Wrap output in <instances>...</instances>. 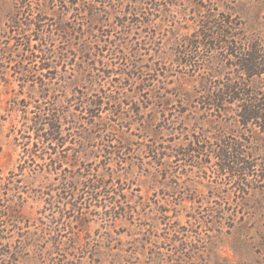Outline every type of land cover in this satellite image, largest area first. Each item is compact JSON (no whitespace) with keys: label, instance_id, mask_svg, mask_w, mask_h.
<instances>
[{"label":"trees","instance_id":"1","mask_svg":"<svg viewBox=\"0 0 264 264\" xmlns=\"http://www.w3.org/2000/svg\"><path fill=\"white\" fill-rule=\"evenodd\" d=\"M50 1L55 2L40 0L36 16L29 0H18L6 14L9 36L26 43L23 54L29 62L23 67L25 75L41 71L44 77L59 81L57 87H50L42 80L40 98L29 95L35 100L34 109L26 98L11 100L10 110L23 112L24 128L16 138L23 149L18 171L6 177L8 185L26 173L48 181L55 174L58 180L49 183V192L40 190L37 200L45 204L36 220L23 195L0 210V235L5 232L3 217L11 221L14 232L22 230L21 222L28 228L37 227V220L45 225L41 235L40 230H28L22 246L10 249L7 255L13 264L23 254L38 251L47 235L54 245L51 253L58 252L67 234L76 239L88 234L96 217L106 222L103 227L110 221L129 222L127 232L116 234L125 233L131 238L130 245L122 247L123 242L110 235L109 250H117L114 257L123 254L125 264H138L135 260L143 248L153 244V229L159 222L175 228L178 238L184 231L180 226L183 218L187 224L199 221L194 213L196 198H187V191L209 197L212 203L217 201L212 199L222 197L218 184L227 181L235 184L236 203L224 208L225 216L212 221L210 227L229 233L244 218L242 202L264 186V173L257 169L264 165V158L258 162L252 147L256 138L264 136V34L250 33L240 17L222 11L211 1L198 0V9L189 16L183 0H65L69 2L67 11H74V20L61 18L56 29L67 40L62 38V44L57 45L54 30H45L43 25ZM176 7L178 16L172 13ZM81 13L91 25L79 21ZM111 15L117 23L108 24ZM100 28H120L117 39L132 43L129 47L116 43L110 34V40L93 46L87 40L98 37ZM140 28L145 29L148 39L134 31ZM33 36L37 44H32ZM74 38L81 41L79 46L73 43ZM72 52L74 58L70 57ZM78 54L82 62L76 60ZM108 54L121 64L106 60ZM77 73L83 79L70 88L67 79ZM117 80L121 86L109 88ZM125 81L135 86L131 95ZM121 96L130 97V120L121 118ZM111 114L127 125L123 122L117 130L111 124V120L116 121L108 116ZM133 118H139L140 133L132 130ZM105 138V146L92 144L93 150L88 149V142L101 144ZM94 161L99 162L95 168L101 165L107 172L97 168L93 173ZM123 163H127L131 177L143 175L164 186L162 198L166 202L151 199L156 209L151 200L135 196L140 189L133 187L134 180L116 178L115 169L109 166ZM196 174L205 182L195 180ZM200 185L212 195L201 193ZM169 197L176 200L167 201ZM76 249L84 251V245L76 241ZM97 251L91 254L95 256Z\"/></svg>","mask_w":264,"mask_h":264},{"label":"rangeland","instance_id":"2","mask_svg":"<svg viewBox=\"0 0 264 264\" xmlns=\"http://www.w3.org/2000/svg\"><path fill=\"white\" fill-rule=\"evenodd\" d=\"M29 1H31L34 6L33 14L36 16L37 12H39L40 0ZM209 1L218 4L222 11L232 12L234 15L240 17V19L246 24L250 33L264 34V0H204L207 4ZM16 2H18V0H0V178H4L3 180L0 179V210H3L8 204L14 203V201L18 202V195H23L28 200V212L31 213L33 220H36L41 216L39 210L42 209L45 204L44 201L37 200V196L41 194L42 191L49 192V183L58 182V180L55 179V174L49 176L48 173H45L51 179V181H48L45 178L35 179L32 177L34 175L26 173L24 176L19 175L18 178L20 179H17L19 181L8 185L9 181L6 177L10 175L11 171H18V165L23 149L16 143V138L20 136V129L24 128L22 126L24 121L23 112L10 110L13 104L11 100L16 96H19L20 99L26 98L32 102L30 103V107L31 109H34L33 104L35 103V100H30L29 95L32 94V96L40 98L42 91L40 84H42V80L49 82L48 85L50 87H57L59 81L57 79L50 80L49 78L44 77L41 74V71L33 73L34 76L29 77L25 75L23 67L28 65L29 62L23 54V48L26 46V43L20 38L14 39L10 37V34L7 33L8 15L6 16V14H9L10 11L14 9ZM183 3L189 16L190 13L192 14L199 7L198 0H183ZM67 8H69V2L65 0H55V2H49L46 10L47 19L43 25L45 30H48L49 28L54 30V37L57 45L62 44V38L63 40H67L65 39L66 35L61 30L56 29L61 18H65L68 22L74 20V11H67ZM108 8H110V6H108ZM22 9L26 11V7H23ZM63 9H66L65 12L63 11L64 13H62ZM177 10H179V8H173L172 13L177 14ZM26 14L22 15V21L25 20L24 18ZM78 16L79 21L83 22L85 26L91 25L87 21L84 13H81ZM158 21L159 19L155 22ZM166 21L168 22L169 18H167ZM112 23H117L116 20H114L113 15L110 16V22L108 24ZM99 26L100 25H96L95 28H99ZM117 29V31H108L109 29L100 28L97 31L98 37H92L87 41H90L93 46H96L98 43L104 44L105 40H110L109 37L111 34L112 38L116 39V43L121 41L126 45L128 44L129 47L132 43L129 39H117L121 37V29ZM134 31L138 32L142 36V39H148L145 29L143 31L142 28L137 30L134 29ZM31 33H33V30ZM47 34L48 32L46 31L45 35ZM34 38L35 36H33L32 44H37L38 40ZM73 43L75 46H79L81 41L74 38ZM50 47L53 48L54 43L50 44ZM129 50L130 49H128V51ZM70 57L74 58L73 52L70 54ZM110 57L111 56L109 55V59H106L110 63L113 62L114 64H117V66L121 64V61H119L117 57ZM76 60L82 62L83 57L78 54ZM39 61L40 58H37V62ZM78 74L79 73L67 79L66 84L70 86V88L76 87L81 83L83 78L78 76ZM49 75L54 77L53 73H50ZM69 83L71 85H69ZM119 85L120 82L117 80L114 85H110L109 88L116 89ZM124 85L128 94L131 95L133 93L131 89L135 86H132L129 81H125ZM121 98L123 100V109H120V111L123 110V112H121L123 113V117L121 118L130 120L131 115H133L129 111V105H127L130 102V97L121 96ZM72 111L75 110L72 109ZM33 115L34 113H30V116ZM108 116L116 120H111V124H113L117 130L122 128L123 122L124 125H127V123H125L126 121L116 118L115 116L113 117V114ZM110 118H108V120ZM133 122L134 125L132 126V130L140 133V130H137L139 127V118H133ZM125 129L127 130V127ZM115 138L120 139V136L117 135L116 137L115 135ZM135 138L138 139L137 136H135ZM107 143L108 141L106 138L101 144L88 142V149L90 150L92 148L93 150L92 144L99 145L100 148ZM252 147L256 151L255 154L256 157H258V162L261 163L264 158V136L256 138ZM94 162L95 165L94 168H92L93 173H96L97 168H100V171L102 172L106 171L101 165H99L100 167L95 168L96 164L99 162ZM114 162L116 163L117 161ZM109 166L115 169L114 174L116 178L122 176V178L127 177L128 182H130L131 178L134 180L135 184L133 187L140 189L135 191V196L141 195L149 201L151 199H159L161 200L160 204L166 202L162 198V189L164 188L166 190L164 186L154 184L143 175L138 177L137 174L136 178L131 177V175L127 173L129 170V168H127V163H123L122 166L117 164ZM257 169L260 170L259 172L264 173V165H258ZM194 178L197 181L205 182V180L197 174ZM219 181L222 182L221 180ZM228 182L229 181H227L226 184H218V186L222 188V197L212 199L217 200L212 203L209 202V197L196 196L191 191H187V193H185L187 198H196L197 202L194 213L199 221H193L192 224H187V219L183 218L182 222H180V226L181 230L184 231L178 238L175 228L159 222V225L153 229V244L150 245V248H143V253L138 256L139 259H136L135 262L138 264H264V186L252 191L247 199L242 202L244 218L242 221L236 222L235 226L229 233L226 232V229H224L223 232L211 230V222L218 217H224V208H228L236 203L234 195L235 184ZM199 188L201 193L208 194L209 196L212 195L211 190L205 185H200ZM128 193L130 194V192ZM169 200L175 201L176 199L169 197L167 201ZM151 203L153 208L157 209L156 204H154L152 200ZM188 205L191 206L192 204L188 202ZM3 220L4 221L1 222V225H3L2 228L5 232L0 235V264H13L9 255H7L10 249L14 250L19 245L22 246V241L25 242L24 238L26 237L24 234H26L28 230L33 232L40 230L41 235V229L44 228L45 225H42V223L37 220V222H35L37 227L33 226L28 228L21 222L19 226L22 230L15 229L16 231L14 232L12 231L11 221L9 222L5 217H3ZM103 223L106 222H103L96 217V221L91 224V229L88 234L81 235L77 239L74 234H67L66 237L63 238V242L60 246L61 249L58 250V252L55 250V252L53 251L51 253V250H54V245L50 240L48 241L47 238H49L50 235H47L46 239L39 243L40 246L38 251H30L23 254L17 264H120V262L121 264H125L126 262L122 257L123 254L114 257L117 250H109L110 243L107 236L112 235L116 240H121L123 242L122 247H128L131 238L126 236L125 233L117 235L116 232H127L129 230V222L120 220L116 224H113V221H110L108 222L109 225L104 227ZM143 231L147 232V228L143 227ZM17 232H21V236ZM139 236L141 237L142 235ZM95 240H100L101 243H98ZM76 241L77 243L79 242V244L84 245V251L76 249ZM181 241H184V245L181 244ZM116 242L117 241L113 244H117ZM94 250H98V253H95L97 254L95 256L91 254Z\"/></svg>","mask_w":264,"mask_h":264}]
</instances>
